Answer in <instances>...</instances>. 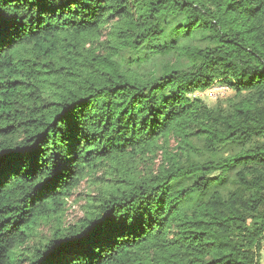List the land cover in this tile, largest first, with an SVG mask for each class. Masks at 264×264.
Instances as JSON below:
<instances>
[{"label":"trees","instance_id":"obj_1","mask_svg":"<svg viewBox=\"0 0 264 264\" xmlns=\"http://www.w3.org/2000/svg\"><path fill=\"white\" fill-rule=\"evenodd\" d=\"M177 19L175 35L201 31L207 45L151 53L179 52L187 67H123L124 50L164 38ZM103 30L109 50L87 46ZM217 82L234 91L226 105L193 96ZM172 136L184 143L174 153ZM193 138L216 157L195 162ZM160 149L157 169L125 164ZM106 164L119 178L90 214L16 260L34 220L62 213ZM263 258L264 0H0V264Z\"/></svg>","mask_w":264,"mask_h":264},{"label":"rangeland","instance_id":"obj_2","mask_svg":"<svg viewBox=\"0 0 264 264\" xmlns=\"http://www.w3.org/2000/svg\"><path fill=\"white\" fill-rule=\"evenodd\" d=\"M179 22H181V20L177 19L167 26V33L164 38L152 41L150 43L151 45H146L138 50H124L118 56V60L122 62L125 69H130L141 75H160L163 73L166 65H173L180 68L187 67L188 62L186 58L179 52L172 51L165 55H153L151 53L152 45L156 46L174 40H176L179 45L197 44L202 47L207 45V42L203 40L204 33L201 31H196L189 36L175 35L173 28ZM106 33L107 31L103 30L99 32V34L90 37L87 46L91 45L93 48H96L98 52H107L110 44L107 41ZM233 94L234 91L232 89L225 88L223 83L217 82L211 88L203 92H195L193 96H200L211 106H216L218 104L226 105ZM191 144L194 147L187 150L186 153L195 162H206L216 157L204 148L203 140L193 138ZM168 145L169 151L174 153L177 148L184 146V143H181L177 136H172ZM182 150H184V148ZM218 156H222V154ZM161 162L162 150L160 149L155 154L147 153L140 157H135L133 160L125 162V164L130 170L134 169L136 173H146L150 170L157 169ZM116 167V164H106L96 170L91 176H86L75 188L73 194L68 197L65 209L59 215L51 218H36L30 230H28L30 236L28 242L25 245L16 247L14 251L16 260L19 255L23 258L30 254L35 246H39L40 243L43 244L51 239L58 231L70 230L81 223L90 214L95 204L102 198L109 186L114 183V179L119 178L117 177L118 172ZM233 179L234 174L232 173V175H229L228 183L222 185L220 188L225 195L233 190ZM262 264H264V258Z\"/></svg>","mask_w":264,"mask_h":264},{"label":"built area","instance_id":"obj_3","mask_svg":"<svg viewBox=\"0 0 264 264\" xmlns=\"http://www.w3.org/2000/svg\"><path fill=\"white\" fill-rule=\"evenodd\" d=\"M225 86V88H228L229 89V87L228 86H226V85H224Z\"/></svg>","mask_w":264,"mask_h":264}]
</instances>
